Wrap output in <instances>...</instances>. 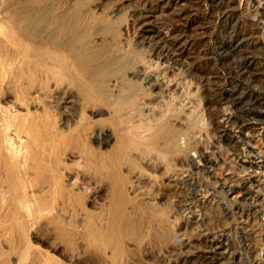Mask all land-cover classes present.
Returning a JSON list of instances; mask_svg holds the SVG:
<instances>
[{"label":"rangeland","instance_id":"rangeland-1","mask_svg":"<svg viewBox=\"0 0 264 264\" xmlns=\"http://www.w3.org/2000/svg\"><path fill=\"white\" fill-rule=\"evenodd\" d=\"M9 1L0 0V6ZM219 1L90 4L114 24L111 35L95 36V44L131 57L134 66L125 77L141 87L116 115L104 108L87 112L95 123L87 142L98 158L118 144L115 123L127 131L142 128L137 146L126 144L119 165L105 162V173L117 168L114 173L124 178L131 200L126 211L133 225L123 231L117 225V252L88 236L91 228L108 235L112 226L109 187L96 198L101 177L89 196L69 207H37L35 197L53 187L35 184L37 172L26 158L29 138L16 128L25 125V105L6 83L0 85L1 154L23 180L8 178V164L0 161V248H13L11 264H18L25 241L60 264H264V0H235L228 10L239 13L234 20L211 16V3ZM0 28L10 31L1 21ZM112 80L116 96L118 81ZM160 125L175 133L174 147L171 136L150 142L146 133ZM38 143L35 149L54 159L55 148ZM66 150L60 172L67 190L85 174L79 156ZM16 187L25 195L21 218L11 204Z\"/></svg>","mask_w":264,"mask_h":264},{"label":"bare ground","instance_id":"bare-ground-1","mask_svg":"<svg viewBox=\"0 0 264 264\" xmlns=\"http://www.w3.org/2000/svg\"><path fill=\"white\" fill-rule=\"evenodd\" d=\"M91 3L92 0H14L0 6L1 24L10 29L2 34L0 28V85L6 83L8 88L14 90L16 100L25 105V125L19 124L16 128L20 135L25 134L29 138L30 151L26 158L37 172L35 184L40 186L45 183L53 187L41 198L35 197L37 207L56 210L61 202L66 208L76 200L89 196L91 184L98 176L101 177L102 187L96 198L101 200L103 189L109 187L112 226L108 235L91 228L88 236L116 251L121 237L116 231L130 229L133 225L126 211L131 200L126 196L124 178L117 171L114 173L117 168L111 174L105 173V162L108 164L112 161L119 165L125 155L126 144L132 142L137 146L142 128L131 129L128 122L126 127L130 129L127 131L121 122L115 123L116 129L119 128L118 144L98 158V153L95 154V149L89 147L87 142V135L94 131L95 126L87 112L104 108L116 115L134 102L141 87L125 77L133 65L131 57L113 51L111 53L105 44H95V36L106 38L111 35L114 24L108 15L96 14L90 7ZM216 4L220 9L218 13L214 3L208 9L212 17L218 15L222 20L239 17L236 11H228L235 5V0H220ZM3 38L9 40L8 44ZM137 75L135 79H140V72ZM114 78L118 81L116 96L110 89V82ZM146 134H149V140L153 143L171 136L169 146H175V133L163 125L151 127ZM39 141L55 148L54 159L50 160L47 154L35 149ZM66 149L73 150L72 153L79 156L77 163L83 167L85 174L84 179L81 175L80 178L76 177L72 186L66 187L67 190L60 172V157ZM1 151L2 147L0 161L8 164V178L23 183L21 172L10 165L11 161L9 164ZM50 195L53 200L47 203L46 197ZM24 201L25 195L16 187L11 201L16 212L22 210ZM18 216L21 218L20 212ZM117 225H120V229ZM8 230L14 232L16 229L10 226ZM14 254L12 247L9 252L0 248V264H11ZM46 255L37 252L25 241L23 254H18V264H60Z\"/></svg>","mask_w":264,"mask_h":264}]
</instances>
